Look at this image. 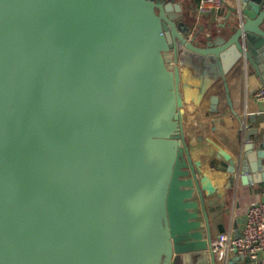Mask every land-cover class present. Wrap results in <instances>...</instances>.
<instances>
[{
    "label": "water",
    "instance_id": "1",
    "mask_svg": "<svg viewBox=\"0 0 264 264\" xmlns=\"http://www.w3.org/2000/svg\"><path fill=\"white\" fill-rule=\"evenodd\" d=\"M231 12L225 39L190 37L178 0H0V264L183 259L196 194L209 216L180 70L215 57L230 106L225 50L264 77V0ZM231 145L213 160L230 182H264V140Z\"/></svg>",
    "mask_w": 264,
    "mask_h": 264
},
{
    "label": "crops",
    "instance_id": "2",
    "mask_svg": "<svg viewBox=\"0 0 264 264\" xmlns=\"http://www.w3.org/2000/svg\"><path fill=\"white\" fill-rule=\"evenodd\" d=\"M182 2L183 20L191 26L190 37L195 32L203 36H222L228 39L234 29L236 14H231V6L213 13H201L197 0H178ZM237 0H234V4ZM212 68L204 72L201 64L194 63L190 68H181L182 75V113L186 116L185 134L197 170L201 190L206 203L209 224L198 194L195 213L196 228L199 233L194 239L185 242V252L177 259L178 264H200L201 257L211 262L209 238L236 237L245 222L248 206L264 199V182L243 184L238 179L230 182L231 174L221 170L216 158L218 148L232 154L231 143L242 145L248 141L264 140V111H255L258 106L256 90L264 83L262 71L247 61L235 46L221 54L224 78L229 85L233 106L228 103L223 77L217 72V59H209ZM216 65H218L216 67ZM216 68V70H212ZM214 96L219 100L213 102ZM259 147V145H257ZM208 226V228H207ZM194 244H197L195 247ZM201 245V246H200ZM203 254V256H201ZM235 253L226 251L217 254V264H230ZM235 262V261H234ZM256 262L264 264V253L257 261L242 258L234 264Z\"/></svg>",
    "mask_w": 264,
    "mask_h": 264
},
{
    "label": "built area",
    "instance_id": "3",
    "mask_svg": "<svg viewBox=\"0 0 264 264\" xmlns=\"http://www.w3.org/2000/svg\"><path fill=\"white\" fill-rule=\"evenodd\" d=\"M233 4L234 0H199L198 10L201 13H213ZM255 97L264 101V83L256 90ZM209 245L219 256L229 251L257 261L264 253V199L248 206L245 222L236 237H211Z\"/></svg>",
    "mask_w": 264,
    "mask_h": 264
}]
</instances>
